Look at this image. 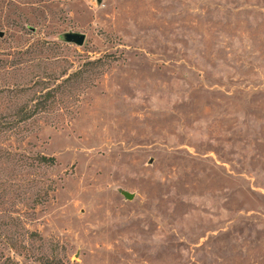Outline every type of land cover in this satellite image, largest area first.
<instances>
[{
    "label": "rangeland",
    "instance_id": "1",
    "mask_svg": "<svg viewBox=\"0 0 264 264\" xmlns=\"http://www.w3.org/2000/svg\"><path fill=\"white\" fill-rule=\"evenodd\" d=\"M0 264H264V0H0Z\"/></svg>",
    "mask_w": 264,
    "mask_h": 264
},
{
    "label": "water",
    "instance_id": "2",
    "mask_svg": "<svg viewBox=\"0 0 264 264\" xmlns=\"http://www.w3.org/2000/svg\"><path fill=\"white\" fill-rule=\"evenodd\" d=\"M64 40L67 43L74 44L77 46H81L83 44V41H84V36L78 35V34H67L64 36ZM124 196L128 200L131 199V196L128 194H125Z\"/></svg>",
    "mask_w": 264,
    "mask_h": 264
},
{
    "label": "trees",
    "instance_id": "3",
    "mask_svg": "<svg viewBox=\"0 0 264 264\" xmlns=\"http://www.w3.org/2000/svg\"><path fill=\"white\" fill-rule=\"evenodd\" d=\"M39 162L46 165H53L54 159L53 158H45L43 156L39 157Z\"/></svg>",
    "mask_w": 264,
    "mask_h": 264
}]
</instances>
